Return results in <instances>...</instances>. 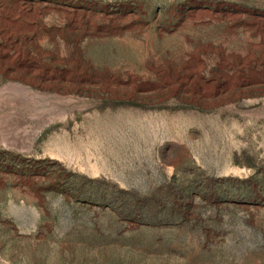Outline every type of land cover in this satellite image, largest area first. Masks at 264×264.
I'll return each instance as SVG.
<instances>
[{
  "label": "rangeland",
  "instance_id": "obj_1",
  "mask_svg": "<svg viewBox=\"0 0 264 264\" xmlns=\"http://www.w3.org/2000/svg\"><path fill=\"white\" fill-rule=\"evenodd\" d=\"M0 264H264V0H0Z\"/></svg>",
  "mask_w": 264,
  "mask_h": 264
}]
</instances>
